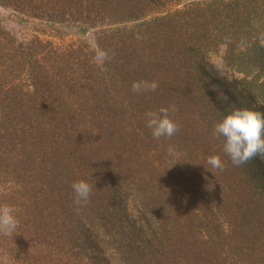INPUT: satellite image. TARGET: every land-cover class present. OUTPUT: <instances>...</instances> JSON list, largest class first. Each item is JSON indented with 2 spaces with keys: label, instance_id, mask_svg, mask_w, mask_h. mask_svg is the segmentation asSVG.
<instances>
[{
  "label": "trees",
  "instance_id": "trees-1",
  "mask_svg": "<svg viewBox=\"0 0 264 264\" xmlns=\"http://www.w3.org/2000/svg\"><path fill=\"white\" fill-rule=\"evenodd\" d=\"M0 6L99 31L96 47L61 45L0 20V205L19 220L0 232V264H264V159L235 165L214 135L234 106L264 112V0ZM222 50L228 72L211 60ZM139 80L159 87L135 92ZM169 105L178 130L156 139L145 113ZM81 179L92 192L77 206Z\"/></svg>",
  "mask_w": 264,
  "mask_h": 264
},
{
  "label": "clouds",
  "instance_id": "clouds-1",
  "mask_svg": "<svg viewBox=\"0 0 264 264\" xmlns=\"http://www.w3.org/2000/svg\"><path fill=\"white\" fill-rule=\"evenodd\" d=\"M141 37L137 36V39ZM96 60L103 63L108 54L104 50L96 52ZM159 87L156 80L133 81L135 92H154ZM175 105L160 107L145 113L146 125L156 139L172 137L178 130L177 122L170 113L175 112ZM214 135L223 139V152L233 164L240 165L259 155L264 159V112L248 106H234L227 111L214 125ZM169 152H173L169 148ZM211 168L223 169L224 164L219 155H211L207 159ZM74 203L85 205L92 192V185L86 180L74 181L72 184ZM19 220L14 207L7 204L0 205V232L11 234L15 232Z\"/></svg>",
  "mask_w": 264,
  "mask_h": 264
},
{
  "label": "rangeland",
  "instance_id": "rangeland-1",
  "mask_svg": "<svg viewBox=\"0 0 264 264\" xmlns=\"http://www.w3.org/2000/svg\"><path fill=\"white\" fill-rule=\"evenodd\" d=\"M0 20L8 30H10L19 38L30 39L35 35V33H38L37 30L44 28L47 31V35L41 34L42 37L48 38L54 41L55 43L61 45L81 40L88 43L91 47H96V38L99 34V31L97 29H92L84 35H79L78 33H69L66 35L63 33H57L49 27L45 26L44 23H40L35 19L26 18L20 15L19 13H16L9 9H5L1 6ZM222 55L223 50L213 55L211 57V60L218 66H220L224 72H228L227 69L224 67V64L222 63Z\"/></svg>",
  "mask_w": 264,
  "mask_h": 264
}]
</instances>
